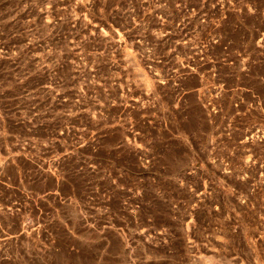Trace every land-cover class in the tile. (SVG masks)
I'll return each instance as SVG.
<instances>
[{"label": "rangeland", "instance_id": "374dc122", "mask_svg": "<svg viewBox=\"0 0 264 264\" xmlns=\"http://www.w3.org/2000/svg\"><path fill=\"white\" fill-rule=\"evenodd\" d=\"M0 264H264V0H0Z\"/></svg>", "mask_w": 264, "mask_h": 264}]
</instances>
